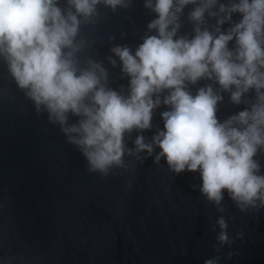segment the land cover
Returning <instances> with one entry per match:
<instances>
[{
	"label": "clouds",
	"instance_id": "1",
	"mask_svg": "<svg viewBox=\"0 0 264 264\" xmlns=\"http://www.w3.org/2000/svg\"><path fill=\"white\" fill-rule=\"evenodd\" d=\"M188 5L191 33L180 34ZM131 6L132 0H0L6 79L37 115L46 114L48 124L59 128L88 173L118 176L129 170L126 158L132 164L163 159L174 175L198 172V190L217 212L226 211L227 193L241 213H258L264 209V174L256 158L264 155V0H144L156 18L142 42L134 51L114 45L105 58L113 68L119 62L120 78L128 80L116 89L104 61L93 58L96 40L89 34L105 18L101 7L114 13ZM201 80L210 83L193 94L189 85ZM223 94L245 107L220 120ZM161 105L168 109L160 113L163 129L146 138L142 133L152 129ZM133 131L138 135L129 147ZM216 227L219 253L234 241L223 215Z\"/></svg>",
	"mask_w": 264,
	"mask_h": 264
},
{
	"label": "water",
	"instance_id": "2",
	"mask_svg": "<svg viewBox=\"0 0 264 264\" xmlns=\"http://www.w3.org/2000/svg\"><path fill=\"white\" fill-rule=\"evenodd\" d=\"M143 4L132 0L130 8L114 13L101 7L105 18L89 34L96 40L93 58L104 61L113 88L127 87L128 80L120 78L119 62L113 68L105 58L114 45L134 51L142 42L147 24L156 18ZM192 8L184 9L180 34L191 33L187 15ZM109 36L115 37L111 43ZM6 77L0 65V264H204L217 255L219 264H264V209L241 213L225 193L226 211L219 213L201 196L198 172L174 175L163 159L132 164L126 158L129 170L118 176L88 173L59 128L48 124L46 114L37 115ZM207 83L201 80L189 89L195 94ZM223 95L220 120L245 107ZM166 110L164 105L154 110L152 129L142 133L146 138L163 129L160 113ZM136 135L133 131L128 138L129 147ZM256 158L264 174V155ZM220 215L234 242L217 253Z\"/></svg>",
	"mask_w": 264,
	"mask_h": 264
}]
</instances>
